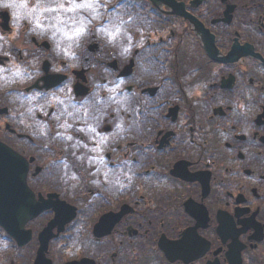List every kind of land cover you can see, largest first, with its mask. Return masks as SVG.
I'll return each instance as SVG.
<instances>
[{"label": "flooded vegetation", "instance_id": "1", "mask_svg": "<svg viewBox=\"0 0 264 264\" xmlns=\"http://www.w3.org/2000/svg\"><path fill=\"white\" fill-rule=\"evenodd\" d=\"M144 11L154 21L146 71L156 74L133 86L153 97L159 114L147 125L151 132L109 155L150 143L157 152L138 171L152 175L147 183L138 175L118 197L105 191L88 204L98 190L85 180L68 191L48 176L52 154L37 151L25 141L27 131L5 119L7 97L0 95V143L25 160L26 182L41 209L16 235L5 228L12 247L0 264H264V0H151ZM15 44L38 57L41 84L72 75L77 93L87 91L82 85L92 73H51L58 61L46 41L29 44L22 36ZM96 52L89 43L82 55ZM99 59L120 74L135 67L132 59ZM236 103L248 105L246 118L232 114ZM229 126L232 139L222 143L215 130ZM81 216L82 239L90 243L66 256L58 246L68 243L69 224Z\"/></svg>", "mask_w": 264, "mask_h": 264}, {"label": "clouds", "instance_id": "2", "mask_svg": "<svg viewBox=\"0 0 264 264\" xmlns=\"http://www.w3.org/2000/svg\"><path fill=\"white\" fill-rule=\"evenodd\" d=\"M150 2L0 0V29L14 33L10 38L0 31V95L7 97L5 119L26 130L25 141L37 151L52 154L47 174L54 181L75 192L86 180L98 190L89 197L90 205L102 198V192L118 197L133 188L138 175H143L146 183L152 175L138 171L157 152L150 143L133 145L123 155H109L119 151L117 146L128 149L123 141L151 132L147 125L159 114L160 106L153 97L133 86L156 74L146 71L151 47L147 41L154 21L144 9ZM22 36L29 44L46 41L58 61L51 65V73L74 69L92 73L82 85L87 91L77 93L78 81L72 75H60L63 79L51 86H45V80L41 84L45 73L38 66V57L15 44ZM89 43L97 46L95 56L82 55L89 51ZM105 54L112 60H134V70L120 74L110 63L100 62ZM97 68L99 75L95 74ZM163 91L161 88L158 95ZM244 95L248 97L247 92ZM247 112L246 103L232 107V114L241 120ZM215 131L222 143L232 139L231 126ZM242 134L252 139L246 130ZM85 225L82 216L70 222L68 243L59 245L58 250L66 256L86 250L90 237L82 239ZM10 247L12 241L0 224V254Z\"/></svg>", "mask_w": 264, "mask_h": 264}, {"label": "water", "instance_id": "3", "mask_svg": "<svg viewBox=\"0 0 264 264\" xmlns=\"http://www.w3.org/2000/svg\"><path fill=\"white\" fill-rule=\"evenodd\" d=\"M7 164V168L4 166ZM27 164L15 151L0 143V224L11 235L24 227L41 209L34 206L26 184Z\"/></svg>", "mask_w": 264, "mask_h": 264}]
</instances>
